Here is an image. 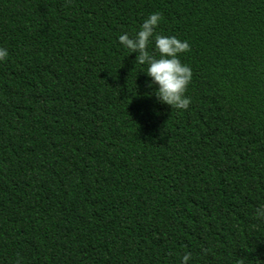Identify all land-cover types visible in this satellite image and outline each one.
<instances>
[{"label":"trees","instance_id":"trees-1","mask_svg":"<svg viewBox=\"0 0 264 264\" xmlns=\"http://www.w3.org/2000/svg\"><path fill=\"white\" fill-rule=\"evenodd\" d=\"M152 12L187 109L117 39ZM0 46V264H264V0H0Z\"/></svg>","mask_w":264,"mask_h":264},{"label":"clouds","instance_id":"clouds-1","mask_svg":"<svg viewBox=\"0 0 264 264\" xmlns=\"http://www.w3.org/2000/svg\"><path fill=\"white\" fill-rule=\"evenodd\" d=\"M159 20V12L149 13L133 35L122 32L117 39L128 53H136V62L147 64L146 70L142 71L149 78L148 86H154L157 102L167 104L171 108L187 109L190 97L185 93L192 78V70L189 65L182 63L179 53L187 51L190 45L187 40L174 35L157 33ZM150 43L158 56L149 54L147 49ZM7 56V48L0 46V60ZM256 215L264 218V205L256 209ZM189 259L190 254L184 253L180 258V264H187Z\"/></svg>","mask_w":264,"mask_h":264}]
</instances>
